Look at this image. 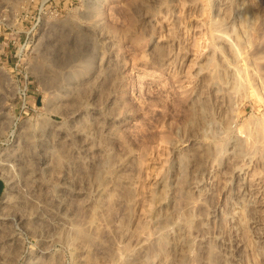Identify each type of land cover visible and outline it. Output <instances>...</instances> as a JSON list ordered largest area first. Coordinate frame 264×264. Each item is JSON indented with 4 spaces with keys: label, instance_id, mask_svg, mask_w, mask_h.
I'll return each instance as SVG.
<instances>
[{
    "label": "rangeland",
    "instance_id": "rangeland-1",
    "mask_svg": "<svg viewBox=\"0 0 264 264\" xmlns=\"http://www.w3.org/2000/svg\"><path fill=\"white\" fill-rule=\"evenodd\" d=\"M0 179V264H264V0H0Z\"/></svg>",
    "mask_w": 264,
    "mask_h": 264
},
{
    "label": "built area",
    "instance_id": "built-area-1",
    "mask_svg": "<svg viewBox=\"0 0 264 264\" xmlns=\"http://www.w3.org/2000/svg\"><path fill=\"white\" fill-rule=\"evenodd\" d=\"M50 12H51V14L54 15V16H58L59 13H60V11H59L58 8L51 9ZM3 43L7 44L6 41H3Z\"/></svg>",
    "mask_w": 264,
    "mask_h": 264
},
{
    "label": "water",
    "instance_id": "water-1",
    "mask_svg": "<svg viewBox=\"0 0 264 264\" xmlns=\"http://www.w3.org/2000/svg\"><path fill=\"white\" fill-rule=\"evenodd\" d=\"M4 189V182L0 179V193L3 191Z\"/></svg>",
    "mask_w": 264,
    "mask_h": 264
},
{
    "label": "bare ground",
    "instance_id": "bare-ground-1",
    "mask_svg": "<svg viewBox=\"0 0 264 264\" xmlns=\"http://www.w3.org/2000/svg\"><path fill=\"white\" fill-rule=\"evenodd\" d=\"M245 19H246V18H245ZM245 19H244V23L246 24V23H248V20H247V19L245 20ZM249 21H250V20H249Z\"/></svg>",
    "mask_w": 264,
    "mask_h": 264
}]
</instances>
